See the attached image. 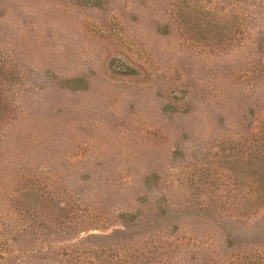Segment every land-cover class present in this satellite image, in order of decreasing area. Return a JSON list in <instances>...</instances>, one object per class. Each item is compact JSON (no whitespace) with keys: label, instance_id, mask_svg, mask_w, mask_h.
<instances>
[{"label":"rangeland","instance_id":"rangeland-1","mask_svg":"<svg viewBox=\"0 0 264 264\" xmlns=\"http://www.w3.org/2000/svg\"><path fill=\"white\" fill-rule=\"evenodd\" d=\"M0 264H264V0H0Z\"/></svg>","mask_w":264,"mask_h":264}]
</instances>
